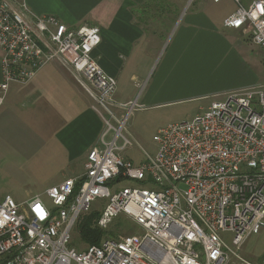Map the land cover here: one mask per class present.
<instances>
[{
  "label": "built area",
  "instance_id": "1",
  "mask_svg": "<svg viewBox=\"0 0 264 264\" xmlns=\"http://www.w3.org/2000/svg\"><path fill=\"white\" fill-rule=\"evenodd\" d=\"M233 1L236 9L224 25L250 27L264 57V0ZM101 41L98 26L38 14L27 0H0V107L12 84H27L58 61L91 97L105 126L79 176L26 201L0 196V264L245 261L246 241L264 228V85L230 92L193 119L160 127L157 151L135 163L119 151L133 145L125 127L143 105L138 98L116 99L117 78L94 54ZM125 180L136 185L122 186ZM96 204L102 206L97 227L126 214L139 230L83 249L72 245L80 216Z\"/></svg>",
  "mask_w": 264,
  "mask_h": 264
},
{
  "label": "crops",
  "instance_id": "2",
  "mask_svg": "<svg viewBox=\"0 0 264 264\" xmlns=\"http://www.w3.org/2000/svg\"><path fill=\"white\" fill-rule=\"evenodd\" d=\"M177 1L183 4L173 12ZM185 1L27 0L38 14L100 28L102 41L94 54L105 72L117 78L115 97L120 102L139 99L133 92L118 89L135 81L137 85L143 82L145 91L149 87L145 99L162 103L212 98L205 108L230 92L263 86L256 73L242 70L244 46H256L250 27L224 25L236 3L193 0L190 6ZM223 1V13L212 7ZM256 47L245 58L264 64L263 50ZM2 54L0 49V79ZM92 105L91 97L66 67L48 64L29 83L11 85L0 107L4 147L42 171L39 180L45 189L79 176L103 128ZM4 183L0 172V196L7 194ZM28 194L33 197L36 192L31 188Z\"/></svg>",
  "mask_w": 264,
  "mask_h": 264
},
{
  "label": "rangeland",
  "instance_id": "3",
  "mask_svg": "<svg viewBox=\"0 0 264 264\" xmlns=\"http://www.w3.org/2000/svg\"><path fill=\"white\" fill-rule=\"evenodd\" d=\"M189 1L191 2V6L195 0H186L185 2ZM225 2L226 1H223L220 4H215L212 7L223 13ZM176 3L177 8L173 12L179 11L181 4H183V2L181 1H177ZM227 39L231 42L233 41L228 37ZM234 47L242 51V48H239L237 46ZM255 47L251 44H246L244 46L245 53L243 58L246 64L242 62V70L248 74V70L256 73L260 78L259 80L264 82V64L261 62V60L259 59V61H256L255 63L250 56V59L245 58L248 57L246 55L248 52L253 53L254 50H257L255 49ZM246 48L247 51L245 50ZM53 63L62 65L58 61ZM75 82L79 85L76 79ZM139 83L140 84L137 85V82L135 81L134 85L132 86L128 83H123L121 84V87H118L119 90H122V93L129 94L133 92L135 95L134 97L139 96V103H143L142 107L133 110L127 120L125 127V134L133 140V145L119 151L122 156L133 160L135 163H139L145 160L146 152L154 154L157 151V144L154 141V135L157 133L160 127L173 122H181L193 119L197 113L205 109L206 105L210 103L212 99L198 98L196 100L186 99L177 102L158 103L154 102L155 98L151 100L144 98L145 94L148 92L149 87H147L145 91L142 85L143 82L140 81ZM253 86L261 87L259 86V84L251 85L249 87ZM81 88L83 89V87ZM142 92H144V94L140 97V94H142ZM92 104H94L93 100ZM104 129L105 126L103 125L101 134L103 133ZM119 144H121V142ZM0 172L5 180L4 187L7 190L6 193L13 196L18 202L31 199V195L28 194V190L31 188L35 190L36 194L43 193L46 190L45 186L40 185L41 181L39 180V178L41 177V175L39 174H41L42 171L31 167V165L24 160H19L14 152H8L6 150V147H4V142L1 136ZM121 185L124 186L136 184L125 180L121 183ZM43 199L47 203V205L52 204L51 200L46 195H43ZM101 207L102 206L100 204H96L93 210H99L101 209ZM100 229L104 232L103 238L119 239L125 237L126 235L135 233L137 230H139V225H137L133 221V219H131L126 214H120L106 228ZM73 244L80 249H83L87 246V244L79 236L77 228L74 231ZM263 255L264 228L259 233L253 234L246 241V244L244 245V248L241 252V256L245 261L241 260L240 258H234L230 264H260L262 263Z\"/></svg>",
  "mask_w": 264,
  "mask_h": 264
},
{
  "label": "trees",
  "instance_id": "4",
  "mask_svg": "<svg viewBox=\"0 0 264 264\" xmlns=\"http://www.w3.org/2000/svg\"><path fill=\"white\" fill-rule=\"evenodd\" d=\"M123 176L116 178L115 182L122 181ZM100 215L99 210H92L82 214L77 223V232L81 239L88 245L99 244L103 239V230L95 225L96 220ZM72 245L73 242H72Z\"/></svg>",
  "mask_w": 264,
  "mask_h": 264
},
{
  "label": "snow or ice",
  "instance_id": "5",
  "mask_svg": "<svg viewBox=\"0 0 264 264\" xmlns=\"http://www.w3.org/2000/svg\"><path fill=\"white\" fill-rule=\"evenodd\" d=\"M262 11H264V9H262ZM240 23V21H236V24H239ZM37 210L39 211V210H41L40 209V206H37Z\"/></svg>",
  "mask_w": 264,
  "mask_h": 264
}]
</instances>
